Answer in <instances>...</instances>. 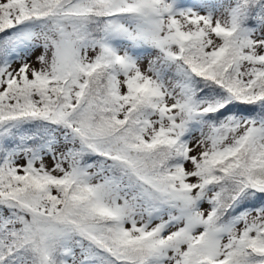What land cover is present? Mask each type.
Masks as SVG:
<instances>
[{
  "label": "snow or ice",
  "instance_id": "snow-or-ice-1",
  "mask_svg": "<svg viewBox=\"0 0 264 264\" xmlns=\"http://www.w3.org/2000/svg\"><path fill=\"white\" fill-rule=\"evenodd\" d=\"M0 264H264V0H0Z\"/></svg>",
  "mask_w": 264,
  "mask_h": 264
}]
</instances>
